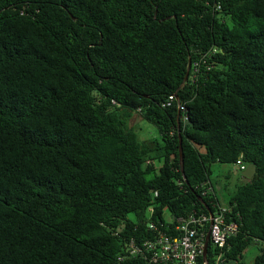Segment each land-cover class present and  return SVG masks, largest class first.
<instances>
[{
	"label": "trees",
	"instance_id": "trees-1",
	"mask_svg": "<svg viewBox=\"0 0 264 264\" xmlns=\"http://www.w3.org/2000/svg\"><path fill=\"white\" fill-rule=\"evenodd\" d=\"M239 158L227 258L264 264V0H0V264H148L129 242L211 208L199 185Z\"/></svg>",
	"mask_w": 264,
	"mask_h": 264
},
{
	"label": "built area",
	"instance_id": "built-area-1",
	"mask_svg": "<svg viewBox=\"0 0 264 264\" xmlns=\"http://www.w3.org/2000/svg\"><path fill=\"white\" fill-rule=\"evenodd\" d=\"M217 9L218 3L213 6V10ZM198 64L199 61H194L190 68L192 79L197 76ZM175 101L176 96L171 94L162 106L171 107ZM177 110L182 114V122H185V104L178 102ZM234 165L238 172L245 171L247 167L240 158ZM199 188L203 196L213 198L211 208L205 211L192 210L184 216L174 218V223L167 221L165 229L150 222L148 229L154 235L139 242L132 239L128 244V254L139 257L148 264H237L236 261H229L227 255L231 249L230 240L239 233V214L232 213L230 206L217 201L215 189L209 180L201 183ZM205 243L206 260L203 259Z\"/></svg>",
	"mask_w": 264,
	"mask_h": 264
},
{
	"label": "rangeland",
	"instance_id": "rangeland-1",
	"mask_svg": "<svg viewBox=\"0 0 264 264\" xmlns=\"http://www.w3.org/2000/svg\"><path fill=\"white\" fill-rule=\"evenodd\" d=\"M128 113V116H127ZM126 125L133 129L139 141H154L159 139V132L156 126L141 118V116L133 110L121 108L119 111ZM127 116V117H126ZM212 174L210 182L212 183L215 193L220 203L226 205L227 194L233 193L237 186L243 184L246 179L242 176V172H235V165L214 163L210 166ZM148 217V212L146 213ZM128 219L134 221L133 215H128ZM261 246H252L243 253V261L246 264H252L254 257L259 253Z\"/></svg>",
	"mask_w": 264,
	"mask_h": 264
},
{
	"label": "water",
	"instance_id": "water-1",
	"mask_svg": "<svg viewBox=\"0 0 264 264\" xmlns=\"http://www.w3.org/2000/svg\"><path fill=\"white\" fill-rule=\"evenodd\" d=\"M190 68H191V64H190V59H189L188 65H187L186 74H185V77H184V81L183 82H186L187 81ZM177 129H179V114L177 115ZM181 143H182V140H181V137L179 136V163H180L181 171H183V155H182ZM235 172H237V170ZM255 173H256L255 166L253 164H249V165H247L245 171L242 172V176L244 178H246V179H252L253 176L255 175ZM199 200L202 203V205L205 206L204 201L202 199H199ZM207 240H208V237L206 238V242H207ZM206 244L207 243H205V248H204V252H203V259L204 260H206V258H205L206 257Z\"/></svg>",
	"mask_w": 264,
	"mask_h": 264
}]
</instances>
